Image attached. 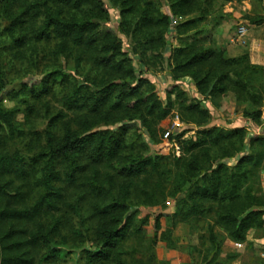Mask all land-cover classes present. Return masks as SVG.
<instances>
[{
	"label": "trees",
	"instance_id": "obj_1",
	"mask_svg": "<svg viewBox=\"0 0 264 264\" xmlns=\"http://www.w3.org/2000/svg\"><path fill=\"white\" fill-rule=\"evenodd\" d=\"M109 1L119 9L118 30L131 39L132 51L140 63L146 60L155 42L166 44L164 36L172 19L190 15L193 4V0H169V12L162 14L158 0ZM16 9L20 14H14ZM28 18L40 24L26 35L27 26L24 28L23 24ZM4 19L10 25L2 28ZM108 19L104 0H0V39L4 35L10 39L7 43L14 51L12 54L17 49L16 54L22 61L25 54L32 57L41 48L45 57L58 61V65L50 66L36 60L33 65L44 67V76L38 84L24 86L25 91L13 92V97L22 96L20 103L25 105L24 111L31 112L37 104L28 102L27 105L25 92L43 103L47 96L63 91V107L56 113L45 104L50 118L42 135L43 144L33 157L8 148L10 139L22 135L17 125L20 110L7 109L0 101V264H51L61 259L65 252L62 247L68 244L63 232L70 225L62 212L65 191L66 187L82 183L83 158L93 163V175L88 178L85 174L88 194L107 197L106 192L113 184L118 190V197L109 204L94 205L93 211L99 220L97 227L89 229L80 224L75 231L80 236L81 228L91 238L90 249L83 251L85 264H132L131 260L142 249H126L129 242L139 239V244L149 243L146 234L151 227L156 241L169 240L176 223L206 215L226 233L227 240L235 243L246 242L251 230L264 232V195L259 188L264 138H249L243 127L225 130L213 126L198 131L193 140L186 141L185 149L191 155L175 160L178 171L169 192L175 200L181 191L185 194L178 198L175 214H158L151 226L150 216L138 218V211L131 212L129 201L136 194L135 182L154 178L168 158L152 155L149 144L129 125H141L149 141L159 143L161 124L165 121L171 124L177 116L198 125L211 122L204 100L195 99L180 88V79L192 78L198 94L205 99L215 98L229 88L223 84L225 75L211 70L190 71L212 55L210 50L194 53L193 46L191 52L177 50L172 57L184 75H174L165 104L158 97L154 83L145 76L146 72L134 68L130 52L120 37L102 28V22ZM252 23L261 24L262 19H254ZM196 25V20L181 24L179 33L183 35ZM155 26L161 31L157 40L151 32ZM186 54L188 58L184 60ZM61 59L75 62L77 76L66 71ZM226 61L239 68L237 79L229 80L235 89L250 91L241 78L258 74L262 68L250 65L246 56ZM7 62L12 67L16 63L0 60V91L6 87L8 69H12ZM112 73L121 76L114 81ZM248 93V98V94L243 95L245 100L254 103V108H262L260 95L256 91ZM244 116L261 124L260 109L245 112ZM108 124L122 125L115 131L102 127ZM246 139L251 152L232 168L220 162L241 152ZM100 166L109 172L114 170L115 175L107 173L101 181ZM156 197L152 190L146 201ZM80 201L75 202L76 206ZM164 218L171 223L167 230L163 228ZM209 240L217 250L221 249L212 226ZM150 248L152 251V245Z\"/></svg>",
	"mask_w": 264,
	"mask_h": 264
},
{
	"label": "rangeland",
	"instance_id": "obj_2",
	"mask_svg": "<svg viewBox=\"0 0 264 264\" xmlns=\"http://www.w3.org/2000/svg\"><path fill=\"white\" fill-rule=\"evenodd\" d=\"M106 9L109 12V19L102 22V28L109 29L114 32L123 41V46L130 53V58L133 60L134 68L143 70L155 85L158 97L167 104V91L171 89L174 84V75L177 73L181 75L184 71L173 61V56L177 50H185L186 53L201 50H210L212 55L206 62L199 66L190 68V71L196 73H205L211 70L212 73L217 72L219 75H225L227 78L223 81L225 87H228L227 92H223L216 97H209L205 99L199 95L196 86L190 77H183L179 80L178 86L187 91L191 97L198 100H204L203 106L209 110L211 122L198 123L187 122L180 120L179 116L175 121L168 124L166 121L161 124L160 142L153 144L147 138L146 133L141 128V125L129 126L140 134L144 141L149 144L150 153L154 156H165L168 161L161 166L160 171L154 178L145 179L144 182H135V196L129 202L132 204L131 212L138 211V218L145 216L151 217V226L154 225L155 217L158 214L164 216H172L178 209V198L185 195L181 191L176 200L169 194L172 182L177 174L178 166L176 159L190 158L191 153L185 149L186 141L193 140L198 131H205L210 127L216 126L225 130L245 128L248 137L257 136L255 126L260 125L253 123L244 116L245 112L254 110H261L262 117L264 116V0H193L191 6V14L187 16H175L169 26V30L164 36L165 45H161L158 41L153 44V48L148 52L145 61L140 63L134 55L132 48L134 44L131 39L125 38L118 30L120 19V11L114 7L109 0H104ZM161 4L162 14L169 12V0H158ZM16 15L20 14L15 10ZM262 19L261 24H253L252 20ZM190 20H196L197 25L191 30L181 35L179 25L185 24ZM28 35L31 29H36L40 22H33L27 19ZM10 25V21L4 19L1 22L2 28ZM241 27L245 28V34L240 33ZM153 38L157 40L160 27H153L151 29ZM4 35L0 40V60L15 61V66L7 64L12 68L8 69L7 84L3 91H0L1 104L7 109H19L20 113L17 117V125L22 135L18 138H13L8 141V148L11 151H18L26 157H33L43 144V132L47 127L49 121V114L46 111L45 104L52 113H56L63 106V91L57 90L53 96L44 98L43 103H38L33 99L32 95L27 92L23 96L30 104H37L33 111L25 112V105L20 103L22 96L13 97V92L25 91L24 86L31 87L40 82L44 76L43 68H35L33 64L41 62L43 65L50 64V66L58 65L51 57H45V52L41 48L36 50V53L30 57L26 54L20 57L9 46ZM29 38V37H28ZM138 47V46H137ZM13 51V52H12ZM190 55V54H189ZM248 57L250 65L260 67V73L250 76H244L241 79L247 82L250 91H240L235 89V85L229 80L237 79V71L239 68L236 64L228 63L226 60L235 59L240 60L242 57ZM188 56H183L187 60ZM224 58V59H223ZM223 59V60H222ZM6 64V63H5ZM32 64V65H31ZM61 64L66 71L72 75L77 76L74 71L75 62L61 59ZM121 74H113L112 79L117 81ZM80 78V77H78ZM82 80L81 78L79 79ZM254 90V91H253ZM257 92L262 98V108H254V103L245 100L243 95L249 97L248 92ZM12 92V93H11ZM257 95V96H258ZM262 95V96H261ZM174 97L172 95L171 100ZM253 104V105H252ZM44 105V106H43ZM177 110V108L175 109ZM200 119V115H197ZM262 122V121H261ZM122 124L110 125L105 129L117 130ZM163 130V131H162ZM59 133V127L57 129ZM170 133L166 139L165 134ZM174 132V133H173ZM173 135V139L170 136ZM259 136V135H258ZM264 138V136H259ZM196 140V138H195ZM251 145L249 139H246L245 148L236 153L231 158L221 159V163L232 168L235 166L240 158L251 152ZM81 163L84 165V172L81 174L82 183L77 187L67 188L64 210L62 211L70 225L65 229L63 234L68 239V244L63 248L64 255L61 259L55 260L51 264H85L83 251L90 249L92 245L91 238L85 231L80 228V236L75 233L79 230L80 224L85 225L89 229L97 227L99 220L94 214V205L99 202L110 203L117 198L118 190L113 184V188L107 190V197L96 196L88 194L89 188L86 185V175L88 178L93 175V163L87 159H82ZM100 180H104V175L109 173L114 176L115 172L107 171L106 167L100 166ZM119 180V179H118ZM85 181V182H84ZM261 193L264 195V162L260 172ZM154 190L157 195L155 199H148V194ZM90 193V192H89ZM78 200L80 205L76 206ZM146 201V202H145ZM163 228L167 230L170 226V220L162 219ZM211 216L198 217L196 219H189L176 223L174 226L171 238L169 240L156 241L153 234V227L147 231L146 237L149 243H141L140 240L130 241L126 249L137 248L142 249L140 254L131 260L132 264H264V232H255L251 230L247 236V241L244 243H235L227 240L226 233L217 226H214ZM217 233L221 249H216L209 240V230L211 229ZM156 241L155 244H152ZM141 245V246H140ZM151 245L153 247L151 251ZM127 258V257H126ZM130 262V258L128 260Z\"/></svg>",
	"mask_w": 264,
	"mask_h": 264
},
{
	"label": "built area",
	"instance_id": "obj_3",
	"mask_svg": "<svg viewBox=\"0 0 264 264\" xmlns=\"http://www.w3.org/2000/svg\"><path fill=\"white\" fill-rule=\"evenodd\" d=\"M245 31H246L245 28H244V27H241L240 33H241L242 35L245 34ZM255 129H256V134H257V136H258V135H259V136H264V117H262V122H261V124L255 126ZM173 133H174V132H173ZM169 135H171L169 132L165 134L166 139L169 137Z\"/></svg>",
	"mask_w": 264,
	"mask_h": 264
},
{
	"label": "crops",
	"instance_id": "obj_4",
	"mask_svg": "<svg viewBox=\"0 0 264 264\" xmlns=\"http://www.w3.org/2000/svg\"><path fill=\"white\" fill-rule=\"evenodd\" d=\"M264 115V114H263ZM264 117V116H263Z\"/></svg>",
	"mask_w": 264,
	"mask_h": 264
}]
</instances>
